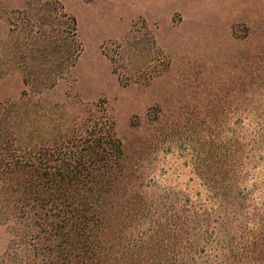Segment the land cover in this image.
<instances>
[{"label":"trees","instance_id":"trees-1","mask_svg":"<svg viewBox=\"0 0 264 264\" xmlns=\"http://www.w3.org/2000/svg\"><path fill=\"white\" fill-rule=\"evenodd\" d=\"M244 27L190 135L155 112L124 140L89 115L52 145L1 144L0 264H264V13ZM182 136L196 178L166 184L158 157Z\"/></svg>","mask_w":264,"mask_h":264},{"label":"rangeland","instance_id":"rangeland-1","mask_svg":"<svg viewBox=\"0 0 264 264\" xmlns=\"http://www.w3.org/2000/svg\"><path fill=\"white\" fill-rule=\"evenodd\" d=\"M263 8L264 0H0V145H52L89 115L109 116L124 140L155 112L187 134L207 103L218 110L241 62L244 20ZM185 142L162 146L166 184L196 178Z\"/></svg>","mask_w":264,"mask_h":264}]
</instances>
